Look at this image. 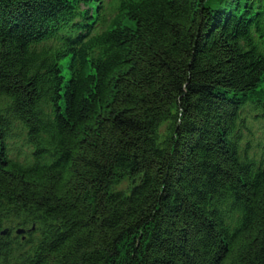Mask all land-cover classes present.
I'll return each mask as SVG.
<instances>
[{
    "label": "trees",
    "instance_id": "16d2710c",
    "mask_svg": "<svg viewBox=\"0 0 264 264\" xmlns=\"http://www.w3.org/2000/svg\"><path fill=\"white\" fill-rule=\"evenodd\" d=\"M0 264H264V0H0Z\"/></svg>",
    "mask_w": 264,
    "mask_h": 264
},
{
    "label": "water",
    "instance_id": "95a60500",
    "mask_svg": "<svg viewBox=\"0 0 264 264\" xmlns=\"http://www.w3.org/2000/svg\"><path fill=\"white\" fill-rule=\"evenodd\" d=\"M18 232H20V231H18ZM3 233H5V231H3Z\"/></svg>",
    "mask_w": 264,
    "mask_h": 264
},
{
    "label": "rangeland",
    "instance_id": "374dc122",
    "mask_svg": "<svg viewBox=\"0 0 264 264\" xmlns=\"http://www.w3.org/2000/svg\"><path fill=\"white\" fill-rule=\"evenodd\" d=\"M14 223H15V221H14ZM14 232V231H13Z\"/></svg>",
    "mask_w": 264,
    "mask_h": 264
}]
</instances>
